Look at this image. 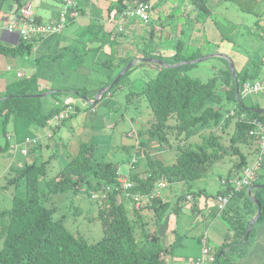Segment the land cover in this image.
I'll return each mask as SVG.
<instances>
[{
    "label": "trees",
    "instance_id": "16d2710c",
    "mask_svg": "<svg viewBox=\"0 0 264 264\" xmlns=\"http://www.w3.org/2000/svg\"><path fill=\"white\" fill-rule=\"evenodd\" d=\"M54 1L59 5L54 17L40 19L32 11V21L48 23L55 19L62 9L63 0ZM139 1L148 4L150 20V10L158 2L157 0H154L151 5L147 0H113L104 6V16L109 19L108 23L112 20V13L120 16L116 21H111V27L115 32L111 35L104 30V24H94L93 19L89 20L91 23L88 30H92V32L87 39L88 43L83 44L86 49L82 47V51L78 49L77 46L80 45L75 44V41L74 44H60V40L63 38L60 35L62 31L31 39L18 36V41L13 45H5L0 42V54L25 55L26 57L32 55L35 65L33 74L14 78L6 85L5 93L0 97L2 132L6 139H9V136H14V143L20 145L27 136L38 137L31 131V126L46 125L48 118L70 106L65 102L68 95L80 97L81 100H84L83 97L94 100L99 88L111 84L120 72H113V70L116 68L121 70L138 54L129 57L116 55V52L106 55L104 59L100 60V64L105 70L106 68L111 70L112 74L107 81L94 88L90 94L87 93L86 85L76 83L69 86L40 88L41 78L46 79L51 75L55 61L60 66H66L70 71L82 74V65L84 62L87 63L85 60L89 52H100L101 46L108 39L114 38L112 36H122L126 31V22L128 23L130 19L139 21L130 13ZM206 1L191 0L192 4L200 10L202 19L209 14ZM223 1L236 4L242 11L254 12L257 16L254 24L257 28L261 26L264 9L256 12L257 10L248 6L251 0ZM16 2L14 13H17L23 5L18 0ZM76 2L77 10L81 14V0H76ZM18 19L19 17L16 18V20ZM74 20V18H69L67 24ZM120 25L123 27L122 30H118ZM100 31L103 32V36L105 35V39L100 40L97 45H92V42L98 40L96 37ZM148 35H151V32ZM260 35V38L264 37ZM149 37V40H144L148 46L153 40L152 35ZM37 42H39L40 48L37 45L33 51V45ZM180 46L181 42L178 41L170 56L171 64L193 60L201 56V53L195 52L182 54ZM141 57H155L162 60L160 54H153L152 50H146L145 47L141 51ZM228 58L233 64L234 76L238 84L237 94L233 76L225 58L223 60L226 67L217 69L208 81H201L186 75L185 70L195 63H184L174 67L158 66L157 74L146 82L140 92L152 111L153 120L147 129L134 130L130 136L134 137V146L137 144L140 150L135 153V156L136 154L138 156H134L133 162L128 160L130 168L127 171V180L131 183V187L127 191H123L117 182L118 163L103 159L96 160L93 154L96 145L82 140L78 141L77 152L72 159L53 176L45 179L46 192L49 194L68 190L75 192L84 185L87 194L91 197L92 193L102 190L106 192L105 188H110L104 197L94 199L99 203L98 217L102 223V236L94 243H88L82 236L71 233L60 218L53 217L52 208L42 203L38 179L39 176L43 178L45 176V161L37 162L36 158H33L31 162L26 161L22 167L16 168L14 165H10L9 168L16 171L15 175L8 179L9 182L16 179L23 180L24 192L22 195L14 194L12 196L9 209H0V239H2L0 264H167L162 258V254L178 244L176 241L169 245L162 243L158 226L163 219L167 222L170 214L173 215L176 222L178 221L180 213H182L180 202L183 195L179 194L173 200H169L168 196L164 197L159 193L160 188L175 182L187 183L196 180L213 163L220 161L225 155L235 156L228 176L221 179L226 182L231 173L236 175L244 165L250 162L259 148L256 135L249 132L255 129L254 121L264 124V110L254 111V108H260V105L256 102L245 104L240 92L244 82L254 81L260 76L262 54L258 61H252L253 72H250L245 64L237 69L235 61L230 56ZM63 61L65 65H63ZM92 61L95 62V59ZM66 68H64L65 71L68 70ZM129 69L118 78L117 82L101 92L94 104L87 105L86 109H92L107 94H111L113 88L124 78ZM218 89L222 92H218ZM47 91H49L47 96L56 99V104L44 109L41 101L42 96L30 95ZM224 100L233 101L235 104L232 107L233 114L223 118V111L228 113L231 110L222 105ZM74 113H69L63 121ZM10 120L13 123L12 133L7 132L6 129ZM209 122L213 124L214 130L220 129L221 132L214 130L207 133L201 132L199 133V142L186 141L187 133L191 128L196 125L205 127ZM230 123H232V130L223 141L225 129ZM58 126L53 128L56 129ZM149 141L173 148L175 151L173 161L165 164L140 146ZM39 143L38 139L37 143L30 145L32 148L29 151H35ZM243 146L246 148L250 146L253 149L244 154ZM140 153L145 159L146 166L138 170L135 163L141 155ZM248 154H252L249 160L247 159ZM255 177L250 185L240 189H235L232 184L226 182L213 195L215 198L217 195H228V201L224 208L217 210L226 221L227 230L224 233L223 241L212 250L213 259L206 258L213 264H239L232 258L235 248L244 245L246 248L241 252L248 250L254 224L264 217V158ZM160 179H164L166 184L157 188L156 184ZM262 184L263 186H261ZM250 186L252 188L248 193ZM153 193L157 195H152ZM202 193L205 194L203 188L185 193L184 197L192 201V210H198L197 200ZM131 194H137L146 200L144 199L139 206H135L134 201L130 198ZM253 199L260 204V213L253 223L247 239L244 240L248 222L257 211V204ZM128 202H130V206H127ZM241 206L245 212H240ZM250 207L251 210L248 209ZM144 210H151L152 213L150 216L144 215L142 213ZM243 213H246V218H243ZM150 221H152V227L148 228L146 225ZM256 264H264V260Z\"/></svg>",
    "mask_w": 264,
    "mask_h": 264
},
{
    "label": "rangeland",
    "instance_id": "374dc122",
    "mask_svg": "<svg viewBox=\"0 0 264 264\" xmlns=\"http://www.w3.org/2000/svg\"><path fill=\"white\" fill-rule=\"evenodd\" d=\"M161 1H164L165 4V0H159L155 4V8L160 7ZM38 2V0H33V6L37 7V13H40L42 8L36 6ZM152 2L153 1L150 0L149 4L151 5ZM171 3L175 4V12L172 11V17H170L168 23L171 26H175L181 21L182 15L180 14V12L182 9V4H180L179 6L177 0H171ZM224 4L227 5L228 8L223 7L221 9V7L219 6L215 7V12H213V14L214 17H217V19L214 20L219 22L220 13L224 12V17L229 18L228 21H230V25H232V22H234V24L229 30L228 36H226L224 40L216 41L218 45L210 43L207 44L204 42L206 40L203 39V42L200 47L202 48L200 49L203 53L202 57L207 55L208 56L205 57L203 60L196 62L195 65L185 70L186 75L190 78H196L201 81H208L213 77V74L217 69L226 67L225 61L221 57L211 55L215 53L216 50H218V52L216 53H231L232 58H234L237 69L242 67L243 64H245V66L249 68V71L253 72L251 67L252 61L259 60V57L261 55L260 52L264 48V43L261 40L264 41V39H261L259 37L263 29H258L257 26H255L254 24L255 20L257 19L256 14L247 10L242 11L238 8L236 4L228 1H223L222 5H219L223 6ZM248 6L254 7L255 5L253 3H248ZM261 10L262 6L256 12H259ZM262 15L264 16V11ZM113 19H115V17H113ZM161 20L162 23L166 22L164 17H162ZM92 22L94 24L104 23L102 21L94 20ZM90 23L91 22L89 20L86 21L78 19L74 22L66 24L60 34L63 37L60 40V44H74L75 41V44L80 45L77 46L80 51L83 50L82 47L86 49V46H83V44L88 43L87 39L92 32V30H88V26ZM262 24L263 23H261V27ZM246 25H248V27H246ZM149 30L150 28L145 26V31L147 32ZM170 32H176L177 34H179V31L177 29ZM124 33H129V31H124ZM97 35L98 36L96 37V39L98 40L92 42V45H97L100 43V40L102 41L105 39V35L103 36V32L100 31ZM122 36L126 38L125 34H123ZM182 36L179 34L178 36L167 35L166 38H163V36L156 37V46H159V48L156 49V47L151 43L154 49L152 53L157 55L160 54L162 61L167 64H171L170 56L174 52L178 40H184ZM125 38H121V42H124L126 40ZM134 40V44L129 43L131 47L128 45L129 47H127V50H125V52L129 53L130 51H132L136 52V54L138 55L129 62H127L126 65L133 60L137 59V61L133 62L130 65V69L128 70L124 78H122V80H120L119 83L111 91V96L109 98L111 102L110 106H106L104 103L98 102L96 103L95 112L90 111L87 114H84L83 109H86L88 105L87 101L81 100L80 97L68 95V97L71 99L70 107L73 113L76 111L74 114H72L69 118L65 119L56 129L47 124L41 127L35 125L31 126L35 129V131H37L35 133L38 136L40 142L35 151H29L32 147L27 146V152L22 155L19 151V147L17 148L16 146L17 144L14 143V136H9V139H6L5 135H3L2 132L0 115V209H9L11 206L12 196L14 194L22 195L24 192L23 180L16 179L13 182H9L8 179L14 176L16 171L13 168H9L10 165H14V167L16 168L22 167L26 161L31 162L33 158H36L37 162L45 161L44 163L46 173L44 178L42 176H39L38 189L41 192L42 203L48 206L49 208H52L53 217L60 218L62 220L63 225L71 233L82 236L88 243H94L101 238L102 223L98 217L99 203H97L92 197L87 194L85 186H81L80 189L76 190L75 192L68 190L65 192L49 194L46 192L47 189L45 187V179L53 176L63 165L67 164L72 159V157L77 152L79 140L94 143L96 145V148L94 149L93 153L94 158H96V160L103 159L119 163L120 167L122 168L121 169L119 167V172L122 174H125V172H127L130 168L128 166L127 160H130L135 144L134 137L132 136L131 138L130 136L134 130L147 129L150 126L151 121L153 120L152 111L146 99L140 92L143 90L146 82L153 78L157 74L159 69V65L157 63L141 60V58H143L141 57V51H143L144 47L146 48V50L151 49V45L148 46V43L146 44V42L140 37L137 39L134 38ZM109 41L110 40L108 39L103 44V46H101L100 52L91 51L87 54V58L85 60L87 61V63H85L87 65V69H83L84 72H87L86 74H77L73 71H70L68 68H66V66H60L58 62H56L55 66L53 65L52 67L56 69L58 66L59 68L65 67L66 69H68L65 71L67 77L69 76L68 82L70 84L76 83L86 85L88 90L87 93L90 94L93 91V82H95L98 77H103L105 71L103 66L100 64V60L104 59L106 55L114 54L116 52L114 45L109 44ZM192 48L193 47L191 46H185L181 52L182 54H184L185 52L189 53L190 51H192ZM210 50H212V52ZM92 59H95V62H93ZM63 65H65L64 61ZM57 70L59 69H56L53 72H56ZM121 70L116 68L113 70V72L118 73ZM29 73L30 69H25V75L27 76ZM218 92L221 93L222 91L218 89ZM240 93L242 95V101L245 104L248 105L256 102L260 106L264 105V96L259 91L243 92V90H241ZM41 98L44 109L49 107L50 103L52 105L56 104V99L49 95ZM234 104L235 103L233 101L225 100L224 103H222L225 108L230 109H232ZM82 105H85L86 107L83 108ZM226 114L227 112L223 111V118L226 116ZM131 117L136 121V123H132L129 121ZM131 124H133V126H131ZM12 128L13 123L12 120H10V122H8L6 126L7 132L12 133ZM210 130H214V126L211 122H209L208 125L205 127L196 125L194 128H191L190 131L187 133L186 141L192 143L199 142V133H207ZM231 130L232 123H230L225 129V137H223V141L224 138L227 137L228 133L231 132ZM214 131L221 132L220 129ZM150 144L157 145V143H155L154 141H149L144 142L140 146L145 149V147ZM159 147L162 148L161 151L154 152L151 148H148L147 151H149V153L153 157H157L162 160L165 164H167L171 160V158L175 156V151L173 148H167L164 146ZM136 156H138V154H136ZM234 161L235 156H233L232 158V156L225 155L220 161L213 163L200 178L187 183L175 182L168 184L164 188H160L159 193L164 197H166V194L169 200H173L175 196L179 194L183 195V197L181 198L180 205L185 216L179 217V223L184 224L185 226H187V228H189L190 224L187 222H194L193 224H191V226L193 227L189 230L188 234L193 235L199 233L200 231H202L203 228V222H201L202 214L200 212L193 214L190 211L192 207V201L187 200L186 197H184L185 193H187L188 191H197V189L199 188L204 189L205 195H209L207 197V201L209 203L212 202V204L210 205H212L211 210L213 211L212 214L214 216L211 217L219 221L217 222L218 226H220V223H223L225 226H227V223L225 222L224 218H222L218 214L219 211H217V208L215 207L216 198L213 195H215L216 191L222 187L223 182L221 179L228 176L229 168ZM137 162L135 163V165H137L138 170L143 169L146 166V162L144 157L142 158V154L138 157ZM235 178V174L231 173L229 175V180L232 181L230 182V184L234 185ZM198 204L199 199L197 200V206ZM127 206H129L128 203ZM239 210L240 212H243L244 208L241 206ZM142 213L148 214L150 216L152 211L144 210ZM169 218L172 220V214H170ZM151 223L152 221L147 222L146 226L148 228H151ZM164 223L165 219L161 220L160 225L158 226L160 233L163 232ZM218 226L216 229H214V232L217 234V238L220 237L221 233H219L218 228L220 229V227ZM180 229H182V227H180ZM185 240L186 248L188 250L193 248L192 242L195 243V240L191 241L189 238H186ZM216 240L217 239L213 238L207 240L206 238L205 243L213 250V248L215 249L219 245V242H217ZM1 246L2 239H0V248ZM194 246L198 247V244L196 243ZM201 247L202 245L200 244V250ZM178 251H180L179 253L182 252V250ZM165 253L166 252H164L162 255H165ZM186 253L187 251L184 249L182 254L184 255ZM191 253L192 252H188L187 254ZM200 253L197 257L200 256ZM168 257V264L178 263V260L176 259L179 257H176L175 255H168ZM236 257L238 256L234 255L233 259L239 262V259H237ZM203 264L213 263L208 259H205L203 261Z\"/></svg>",
    "mask_w": 264,
    "mask_h": 264
},
{
    "label": "crops",
    "instance_id": "0c3cea01",
    "mask_svg": "<svg viewBox=\"0 0 264 264\" xmlns=\"http://www.w3.org/2000/svg\"><path fill=\"white\" fill-rule=\"evenodd\" d=\"M20 2V4H24L25 2H31L32 4V11L33 13L36 15L37 18H47V17H54L56 11L59 8V5L57 4V2H55L54 0H38L39 2L37 3L36 6L41 7L42 10L40 13H37L38 9L37 7L33 6V0H18ZM109 1H113V0H81L80 2V6L82 7L81 10V14H79V16L75 19H81V20H91V19H95V21H102L104 23H102V25L104 24V30L108 33H111V35L113 34L114 29L113 27H111V21H116V19L118 17H120L117 14L112 13L111 17L112 20L109 21L104 15V6L107 5L109 3ZM136 1V0H134ZM148 2H150V0H147ZM154 2V0H151ZM159 1V0H157ZM178 4L180 6V4H182V9L180 14L182 15L181 17V21L175 25V26H171L168 23V20H170V17H172V11L175 12L174 7L175 4L171 3V0H165V4L164 1H161V5L159 8H155L156 6H153L150 10V20L147 24H143L139 21H137L136 19H130V21L125 25V29L126 31H129V33H124L126 35V38L123 36L120 37H115L112 36L114 38L110 39V41L108 42L111 45H114V48L116 49V55H123L124 57H129V56H134L136 54V52H132L130 51L129 53L125 52V50H127V47H131V45H129V43H133L135 42L134 38H145L147 40L150 39L149 36L152 35V45H154L157 48H159V46H156V37L158 36H163V38H166L167 35H173V36H178L179 34L185 35L182 36L184 38L181 40H178L181 42V51L184 49L185 46H191L192 51L190 52H195V53H201V56L203 55V53L201 52L200 48L201 44L203 42V39L206 40L204 41L207 44H217L216 41L218 40H224V38L226 36H228L229 30L232 28L234 22H232V25H230V21L228 17H224V12L220 13V21L217 22L214 19H217V17H214L213 12L215 7L219 6L221 7V9L224 8H228L227 5H222L223 0H207L206 1V5L209 11V14L206 16V18L202 19V15L200 14V10H198L197 7H195L191 0H177ZM79 2V1H78ZM163 2V4H162ZM215 2V3H214ZM250 3H253L255 6L253 7L255 10H259L260 7L262 6L263 9V5H264V0H251ZM220 4V5H219ZM17 6V2L16 0H0V42L5 44V45H13L18 41V35L15 33H8L6 30V26L8 25V23L12 20V15L14 14V10ZM180 10V9H178ZM224 11V10H223ZM161 15L162 17L165 18L166 22L162 23L161 20ZM113 17H115V19H113ZM262 18V27H258L263 29L262 32L260 33V36H264V16H261ZM74 20V21H75ZM73 21V22H74ZM145 26L150 28L149 31H145ZM176 29L179 31V34H177L176 32H170V31H174ZM246 27H248V25H246ZM128 28V29H127ZM144 29V30H142ZM161 29V30H160ZM110 31V32H109ZM144 31V33H143ZM146 32V33H145ZM151 32V35H148V33ZM62 36V35H61ZM121 38H125L126 40L124 42H121ZM143 39V40H145ZM261 39H264L261 38ZM140 40V39H139ZM220 41V42H221ZM263 43L264 41L261 40ZM219 42V43H220ZM39 45V42L35 43L33 45V51L36 48V46ZM129 45V46H128ZM151 45V49L152 51H154L153 47ZM160 45V44H157ZM218 45V44H217ZM124 46V47H122ZM40 48V45H39ZM125 48V49H123ZM123 50V51H120ZM175 50V49H174ZM187 50V49H186ZM212 52V50H210ZM214 51V49H213ZM157 52V51H156ZM189 52V53H190ZM216 52H218V50H216ZM215 52V53H216ZM182 53V52H181ZM188 52H185L184 54H186ZM262 54V66H261V73L260 76L255 79V80H260L261 83L264 84V48L263 50L260 52ZM222 55L225 56H230L232 58V54L229 52H221ZM213 56V55H212ZM221 57L222 59L224 58L223 56L220 55H216ZM236 58V57H235ZM234 60V58H232ZM56 63V61H55ZM55 63L53 64L55 66ZM59 64V63H58ZM29 68L30 69V73L29 74H33L35 72V65L33 62V56H29L26 57L24 56H11V55H2L0 54V97H2L5 93V87L6 85H8L14 78H16V72L20 71L22 76H26L25 75V69ZM65 67L63 68H59L57 66L56 69L54 67H52L51 70V75L49 77H47L46 79L41 78L42 80L40 81V88L42 87H59V86H69L72 85L73 83H69L68 79L69 76L67 77V74L65 73ZM83 69H87V65L85 64V62L82 65V73H87L84 72ZM14 71V72H13ZM28 74V75H29ZM58 77H57V75ZM111 70H109L108 68H106V70L104 71L103 77H98L97 80L95 82H93L94 87H98L101 83L107 81V79L109 78V76L111 75ZM20 76V77H22ZM94 87H92L94 89ZM49 91L46 92V94H44L42 97L47 96V93ZM263 96H264V85L263 88L259 91ZM111 94H107L106 97L100 102V103H104L106 106H110V98ZM109 101V102H107ZM65 102L67 103H71V99L67 96L65 98ZM52 104L50 103V106ZM88 105H90L88 103ZM83 108H85V105H82ZM260 107H264L260 106ZM96 105L92 108V109H83V113L87 114L88 112L92 111L95 112L96 111ZM94 110V111H93ZM130 122L132 123H136V121L131 117ZM31 131L33 132V134L37 131H35V129L33 127H31ZM36 135V133H35ZM159 144H150L148 146L145 147V150H147L148 148H151L154 152H158L161 151L162 148L159 147ZM125 147V146H123ZM253 148H251L250 146L248 148H246V146L242 147V150L244 152V154H246V152L248 151H252ZM153 152V153H154ZM161 153V152H160ZM253 153V152H252ZM252 157V154H248V160ZM233 158V157H232ZM174 159V157L171 158V160L168 162H172ZM128 162V160H127ZM167 163V164H168ZM129 166V164H128ZM120 165L118 163V169H119ZM127 167V165H126ZM125 167V170H126ZM121 168V167H120ZM122 169V168H121ZM222 188V187H221ZM220 189V188H219ZM218 189V190H219ZM217 190V191H218ZM216 191V192H217ZM205 193V192H204ZM165 196H167L165 194ZM209 196V195H208ZM207 195L205 194H201L199 196V204L197 206V209H190V211L193 214L196 213H201L202 214V219L201 222H203V228L202 231H200L199 233L196 234H188L189 230L193 227L191 226V224H193V221H189L187 223H189V228H187V226H185L184 224L179 223V220L176 222L173 219V215H172V220L169 218L167 219V222L164 223L163 225V232H161V242L164 244L169 245L170 243L176 241L178 245L174 246L172 249L167 250L165 255H162V258L167 262L169 261V257L175 255L177 258L176 260H178V263L176 264H192L193 261L195 259H197L199 253L201 252L200 250V244L202 245V240H205L207 238H213V239H217L216 241L220 243L223 241L224 238V233L227 230V226H225L223 223H220V226L217 225V222H219L217 219L212 218L211 216H214L212 214V210L211 207L212 202L209 203L207 201ZM128 205L130 206V202H128ZM215 206V205H214ZM251 210V207L248 208ZM245 212V211H244ZM145 214V213H144ZM217 214V213H216ZM219 214V213H218ZM180 216L183 217L185 216L183 210L182 213H180ZM243 218H246V213H243ZM226 222V221H225ZM227 225V224H226ZM218 227H220L219 233H220V237H216L217 234L214 232V229H216ZM180 227H182V229H180ZM177 236V237H176ZM216 237V238H214ZM186 238H189L191 241L195 240V243L192 242L193 244V248L191 249H187L186 248ZM198 244V247H195V244ZM172 245V244H171ZM170 247V246H169ZM202 248V247H201ZM244 248H246L244 245L243 246H238L235 248V253L232 254V258L235 256L237 259H239V264H256L260 261L264 260V217H262L259 221L255 222L254 227H253V233L251 236V243L248 246V250L241 252L242 250H244ZM186 250L187 253L188 252H192L191 254H182L183 250ZM177 250V251H176ZM178 250H182L181 253H179L180 251ZM241 252V253H240ZM179 253V254H178ZM197 257V258H195ZM195 258V259H194ZM234 260V259H233ZM213 263V262H212Z\"/></svg>",
    "mask_w": 264,
    "mask_h": 264
},
{
    "label": "built area",
    "instance_id": "2783aa9c",
    "mask_svg": "<svg viewBox=\"0 0 264 264\" xmlns=\"http://www.w3.org/2000/svg\"><path fill=\"white\" fill-rule=\"evenodd\" d=\"M76 0H63L62 1V9L58 13L57 17L48 23H37L32 21V5L31 2H25L17 11L12 15V20L6 26V30L8 33H15L22 38L31 39L36 38L39 36H46L50 33H57L62 31L63 27L67 24V20L69 18L76 19L79 16V12L76 7ZM139 21L146 24L149 22V15H148V4L139 1L131 10V12ZM19 17L18 20L16 18ZM30 20V21H29ZM34 22V23H33ZM123 27L120 25L118 30H122ZM16 76H22L20 71L16 72ZM263 83L260 80L254 81H246L242 84L243 92H250V91H259L263 88ZM73 112L71 107H65L61 111L55 113L50 118L47 119L46 124L49 126H58L64 118H66L69 113ZM229 114H233V110L231 109L225 117ZM255 129L250 130V134H255L258 142V151L253 156V158L244 165L240 171L236 174V178L234 180V188L240 189L250 185L251 181L254 180L256 177V172L260 169L263 163L264 158V124L259 121H254ZM49 133V132H48ZM38 142V137H31L27 136L20 145H16L17 148L19 147V151L21 154L27 152V146L33 145L34 143ZM139 146L136 144L134 146L133 155L130 158V162H133L135 159V153L139 151ZM117 182L119 183L120 188L123 191H127L131 187V183L127 180V172L122 174L118 171V178ZM223 184L232 182L228 180L222 181ZM166 181L164 179H160L156 186L157 188L165 186ZM106 192L110 190L109 187L105 188ZM104 190L98 193H92L91 197L96 199L98 197H104L105 193ZM152 195H157L153 193ZM151 195V196H152ZM130 198L134 201L135 206H139L144 199L137 194H131ZM228 201V195H217L216 196V208L217 210H221L224 208L225 204ZM208 259H213L212 249L206 245L205 240H202V248L200 256L193 261L192 264H203V261Z\"/></svg>",
    "mask_w": 264,
    "mask_h": 264
},
{
    "label": "water",
    "instance_id": "95a60500",
    "mask_svg": "<svg viewBox=\"0 0 264 264\" xmlns=\"http://www.w3.org/2000/svg\"><path fill=\"white\" fill-rule=\"evenodd\" d=\"M211 55H220V56H223V57L226 59V61H227V63H228L229 70H230V72H231V74H232V76H233L234 85H235V93L237 94V93H238V84H237V82H236V80H235L233 64H232L230 58H228V56L222 55L221 53H213V54H211ZM211 55H210V56H211ZM207 56H208V55H207ZM207 56L199 57V58H196V59H193V60H188V61H180V62L175 63V64H167V63H165L164 61H162V60H160V59H158V58H155V57H143V58H141V60L155 62V63H157L158 65L163 66V67H164V66H165V67H169V66L174 67V66H178V65H181V64H184V63H196V62H199V61L203 60V59H204L205 57H207ZM135 61H137V59L131 61L129 64H127L125 67H123V69H122V70L116 75V77L113 79V81L111 82L110 85H112V84H114L115 82H117L118 78H119V77H120V76H121V75H122V74H123L128 68H129V67H130V65H131L133 62H135ZM110 85H109V86H110ZM109 86L99 88V89L97 90V92H96V95H95L94 100H88V99H86L85 97H83V99L86 100L87 103H89V104H94V103L97 101V99H98V97H99V94H100L101 92H103L104 90L108 89ZM44 94H46V92L38 93V94H32V95H30V96H43ZM262 110H264V108H261V107H260V108H254V111H262ZM253 186H255V185H253ZM261 186H263V184H262ZM251 188H252V186L248 187V193H250ZM253 201H255V203L257 204V211H256V214H255V215L249 220V222H248V225H247V228H246V231H245V237H244V240L247 239V236L249 235V232H250V230H251V227H252L253 223L257 220L258 215H259V213H260V204H259V203L257 202V200H255V199H253ZM222 252H223V251H222Z\"/></svg>",
    "mask_w": 264,
    "mask_h": 264
}]
</instances>
